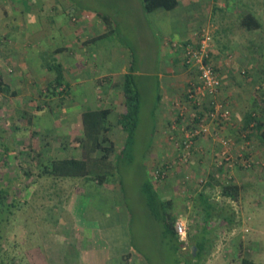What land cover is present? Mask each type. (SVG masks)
I'll list each match as a JSON object with an SVG mask.
<instances>
[{
	"label": "crops",
	"instance_id": "1",
	"mask_svg": "<svg viewBox=\"0 0 264 264\" xmlns=\"http://www.w3.org/2000/svg\"><path fill=\"white\" fill-rule=\"evenodd\" d=\"M53 1L43 2L39 14L44 13L47 5L54 7ZM138 1L135 6L125 8L136 9L139 21L134 29L124 15L115 21L94 11L74 15L63 28L64 38L69 42L56 48L52 56L37 39L43 29L41 17L36 16L33 20L25 10L27 3L20 5L11 0H0V20L5 21L0 29V75L6 85L0 89V129L5 134L0 137V156H4L6 173L9 169L19 174L18 181L14 182L11 179V182L4 181L3 174L0 185L17 189L19 199L26 202L17 214L22 215V237L24 232L37 237L36 242L32 240L33 245L36 244L32 250L53 251L51 259L60 258L57 255L60 253L66 264H109L111 260L109 244L100 236L94 223L90 220L84 224L80 219L86 208L88 216L90 210L104 216L121 213L115 221L122 227L121 237L128 236L129 215L119 180L99 183L86 177L54 178L43 174L56 158H81L77 139L83 136L82 113L89 108L113 109L112 117L116 120L110 135L116 147L122 146L125 131L117 124V114L125 108V74L134 72L141 101V90L152 91L153 110L148 117L152 132L150 148L153 150L148 154L153 164L161 158L168 159L174 155V149H179L171 140L173 135H181L174 125L179 127L188 122L194 113L193 109L187 118H182L173 103L196 77V71L182 62V45L194 39L201 29H208L213 36L214 60L222 78L219 98L225 100L233 112L231 124L245 128L252 106L257 103L264 106V0H178L173 9L158 8L151 12L144 9L142 0ZM248 14L256 18L259 26L253 27V22L250 27L245 24L244 18ZM110 27L124 38L132 37L137 44V57L133 50L123 46L103 44L99 49L94 48L96 41L108 38ZM156 42L157 57L154 52ZM42 60L44 65L40 67ZM56 65L63 68L65 85L54 88ZM50 70L53 71L51 76L47 73ZM63 88L66 92L60 94L58 91ZM53 89L58 93H51ZM66 98L69 100L67 106ZM70 98L75 99L71 101ZM59 105L64 111L55 115L53 108ZM231 124L221 128L212 126L209 134L198 139L194 152L198 160L191 166H178L163 178L156 177L155 164L149 169V178L163 200L173 201L172 208L178 218L186 220L192 208L199 213L201 222L198 220L200 225L195 227L194 234L207 226L214 234H218L220 228L227 230L225 225L218 226L216 219L205 223L201 207H198L204 195L232 205L239 221L227 230L233 243L224 258L209 259L208 264H241L247 245L253 251L248 257L264 259V173L240 171V166L231 179L240 186V195L237 200L227 199L220 194L225 169L219 168L217 163L216 173L208 174V187L197 189L198 175L210 169L208 158L213 156L208 154L217 155L218 162V136L238 135L239 130ZM242 135L239 133V139H243ZM67 141L71 142L70 146ZM165 166V163H158L159 169ZM171 172H175L174 176ZM176 172L194 178L186 182L187 191L183 196ZM82 186L91 190L79 189ZM29 210L36 212L28 214ZM47 230H52L51 239H47ZM39 242L42 247L37 245ZM36 256H26L27 262L33 264L29 258L32 260Z\"/></svg>",
	"mask_w": 264,
	"mask_h": 264
},
{
	"label": "rangeland",
	"instance_id": "2",
	"mask_svg": "<svg viewBox=\"0 0 264 264\" xmlns=\"http://www.w3.org/2000/svg\"><path fill=\"white\" fill-rule=\"evenodd\" d=\"M10 1V0H9ZM12 3H18L20 5H23V3H27L25 6V10H27V14L33 17V20L36 19V16L41 17V21L43 22V29L38 33L37 39L41 41V47L43 49L47 50V54L52 55L54 54V50L60 46H62L64 43H68V41L65 40L64 31L63 28L69 23V20L72 21V18L74 15H79L82 12L88 11L91 13L94 11V13L107 15L111 21H115V19H119L122 15L125 16V18L129 19L130 26L134 29L135 24L137 21H139V17L136 15V9L135 7L131 9H125L127 6H135L139 1L138 0H55L53 3L56 5L52 7L51 5H47L44 13L39 14V10L41 5L46 2H50L52 0H11ZM18 1V2H17ZM10 3V2H9ZM53 8V9H52ZM24 9V7H23ZM42 15V16H41ZM3 20V19H2ZM0 20V29L1 26H4L5 21ZM23 20V19H22ZM55 21L52 23V21ZM70 21V22H71ZM115 25V24H114ZM111 29V30H110ZM113 29V30H112ZM108 38L102 39L96 41V44L94 45L95 49H99L100 46H103V44H111V46H119V47H127L131 50H133V55L137 57V44L133 42L132 37L129 36L128 38H124L122 35L118 34L117 31L114 30V27H110L108 29ZM34 40V39H33ZM157 44L155 43L154 46V52L156 57L158 56V50H157ZM153 54V53H152ZM138 64V61L136 62V65ZM35 66H38L37 63L34 64ZM40 67L44 65V61L42 60L39 62ZM42 68H45L42 67ZM48 75H52L53 71H47ZM148 84H151L149 82ZM254 89V88H253ZM258 90V89H255ZM142 91V111H141V122L137 131V134L135 136L133 144L119 157V154L121 153L123 147L125 146V143L127 141V133H124V141H122V146L118 145L116 147V154L118 155L116 159L118 160L119 164V172L115 178L112 180H121L122 186H123V199L127 205V214L129 215L128 221L130 222L128 227V236H122V227L120 225H117V222L115 221L120 215L122 214L118 213L116 216L115 214H109L107 216L101 215L100 213H96L93 210L89 211L88 216V208L81 212L82 217L81 220L84 221V224L89 223L90 220L94 223L96 226L100 236L103 238V240L108 242L109 244V254L111 260L109 261V264H208L209 259H215V258H224V254H227L228 249L230 245L233 243V237H231L227 230H223L222 228L218 229V234L216 236V240H214V252H212V255H204L202 258H194L190 255L183 254L184 252L180 250L176 253L173 249V244L175 241L173 240L171 234L167 231L166 226L164 224V221H161L160 218L157 217L154 211H152L151 208H149L147 201L145 199L144 191H143V185L147 178H149L150 173V167L153 166V170L156 171L160 168L158 167V163H165L166 165L170 166L169 171L174 170L176 167L181 166L182 168L191 166L194 161L196 162L198 160L197 154L193 153V155L189 158V161L186 164H183L179 159L178 151L180 149H174V155L169 156L168 159H160L159 161L155 162L154 164L152 161H150L151 155L148 154L150 151L152 152L153 149L150 148L152 144V132H151V122L149 119V113L153 110V99H152V91H148L145 93V91ZM260 91V90H259ZM264 92V89L262 90ZM261 91V92H262ZM72 99L75 98H70ZM69 100L66 98V106L68 104ZM252 112L256 114V117H258L260 120L264 122V106L257 103L256 105L252 106ZM54 114L58 115L62 113L64 110H62V106L59 105V107L53 108ZM234 116H232L233 120ZM20 119V118H19ZM116 120V117H112L111 123H112V130L114 126V121ZM235 128L237 131V136L230 137L235 142V152L239 153L242 152L241 146L245 145L246 151L249 152V155L253 157V164L250 167L240 166L236 165L233 166L231 170L225 169L224 175L225 181L229 179V175L234 179L235 173L238 171V169L241 171H247V170H258L260 173H264V146L261 145L259 141V137L257 135V131H255L251 127L241 128L243 125H240L241 127H238L234 125V123L231 124V126ZM239 133L242 135L243 133H248L249 137L246 138L248 142L245 141V139H239ZM111 134V132H110ZM117 136V135H116ZM223 135H219L218 138H220ZM0 137H5L4 132L0 129ZM228 137V136H227ZM238 138V139H237ZM173 140V139H171ZM174 141V140H173ZM120 142V141H119ZM121 143V142H120ZM71 142L67 141V145L70 146ZM176 148V147H175ZM119 153V154H118ZM208 155H211V159L208 158V165L210 169H207V171H203L197 179V189L204 190L205 187H208V179L209 175L211 173H216L217 171V161L215 157L217 155L210 153ZM258 155V158L257 156ZM1 164H0V180L3 177V174L5 175L4 181H8L9 179L14 181H18V171H10L8 169L7 173L4 171V156H0ZM115 158V154L111 155V159L113 160ZM157 165V166H156ZM184 166V167H183ZM261 168V169H259ZM170 172H168L169 174ZM175 172H171L172 176H174ZM176 180L178 184L180 185V191L181 195L183 196V192L187 191V184L186 182H189V180H193L194 178L189 177L188 178L184 175V173L180 174V172H176L175 174ZM80 177H77V179ZM160 179V178H158ZM165 179V178H164ZM200 179H203V181H200ZM11 180H9L11 182ZM160 181V180H159ZM180 182V183H179ZM184 182V183H183ZM90 184H93L91 182ZM79 189L83 191H90L91 189L86 190V186H82ZM207 189V188H206ZM187 193V192H186ZM214 194V193H213ZM216 196V195H214ZM162 197V196H161ZM192 201V199H190ZM107 206V202L105 203ZM203 201L201 200L198 204V207L202 208ZM29 209V208H28ZM121 211L124 212L123 209ZM120 211V212H121ZM190 214L186 218V221L188 222L189 231L191 234H194L195 227L197 228L199 222H201L200 215L198 212H196L195 208L190 209ZM36 212L35 210L33 212H30L28 214H32ZM35 214V213H34ZM178 215V214H177ZM24 218V217H23ZM199 218V219H198ZM26 219V218H25ZM199 220V222H198ZM31 221V220H29ZM18 226L20 225L19 219L14 222ZM16 227L14 229V236L12 237L14 240H17L19 242L18 250H22V252L26 256H31L37 254L36 258L32 259L29 258V260L33 264H66L67 262L62 259L60 253L57 254L60 256L58 259H51L52 252H46L45 250L39 251L38 249L34 248L32 250L33 245L32 240H35L37 237L34 235L27 234V232H24V238L22 237L23 231L20 232V227ZM29 230V229H27ZM46 235L48 236L47 239H51L50 232L52 230L45 231ZM39 236V234H38ZM54 236V235H53ZM40 237V236H39ZM121 239V241L117 242L115 240ZM9 245L8 243L6 244ZM37 245H41L39 242ZM191 245V242H190ZM248 247V245H247ZM245 248L246 251L244 252L245 256H250L253 251L249 250L248 248ZM190 247H188L189 249ZM240 248V246H239ZM187 249V250H188ZM36 250V251H35ZM225 250V251H224ZM227 251V252H226ZM186 252V251H185ZM251 252V253H250ZM122 254V255H120ZM250 254V255H249ZM50 255L48 258L47 256ZM119 256L117 258L116 256ZM242 255V254H241ZM237 259V257H235ZM257 261L258 263L264 264V259L258 260L256 257H252ZM62 259V260H60ZM27 258L23 264H29V261L27 262Z\"/></svg>",
	"mask_w": 264,
	"mask_h": 264
},
{
	"label": "trees",
	"instance_id": "3",
	"mask_svg": "<svg viewBox=\"0 0 264 264\" xmlns=\"http://www.w3.org/2000/svg\"><path fill=\"white\" fill-rule=\"evenodd\" d=\"M142 1L144 9L147 12L158 8L173 9L178 5V0ZM244 22L249 27L252 26L251 22H253V27L259 26V22L252 14L246 15ZM54 69L56 71V78L53 83L54 88L65 85L63 68L60 65H56ZM5 87L6 85L0 75V89L2 90ZM50 92L62 94L66 91L63 88L62 91L56 92L53 89ZM123 92L125 95V108L117 114V124L127 133V141L121 153H118L119 157L133 144L139 126L142 101L141 93L137 88L136 76L132 70L124 76ZM112 112L113 109L109 107L84 110L82 113L83 136L77 139L82 150L81 158H56L46 167L43 174L53 176L54 178L86 177L95 181L97 180L99 183L117 181L112 180L119 172L117 160L119 157L116 159L118 156L116 154V145L110 135ZM247 127H251L257 131L259 141L264 146V122L256 117L254 112L249 114L245 128L248 129ZM192 152H195V147L192 149ZM112 154H115L113 160L111 159ZM238 165L243 167L242 164ZM219 168L223 169L222 166H219ZM220 187L222 197L232 200L238 199L240 195V186L238 184L232 180H228L220 183ZM16 190L11 186L0 185V264H23L26 259V255L23 252L20 253V250H18L19 242L12 238L14 235L12 233H14V229L18 226L14 222L18 219L20 222V216L22 217V215L18 216L17 213L26 205V202L19 199ZM143 191L149 208L155 212L161 221H164L167 231L175 241L172 247L176 253L180 250V253L183 251V254L187 253L196 259L202 258L204 255L209 256L212 253L214 240H216L217 236V234L213 233L214 230L208 229L207 226L198 234L189 233L188 242L181 241L175 230L178 217L172 208L173 201L163 200L150 178L146 179ZM210 197L209 195L203 196L201 212H203L205 223L208 224L212 219H216L215 221H217L218 226L225 225L224 227L227 230H231L239 223L235 217L232 205L229 202H216ZM189 242H191V245ZM7 243L9 244L8 246L6 245ZM188 245L190 248L185 252L183 249ZM193 246L196 247L195 253L192 250ZM241 264L261 263L245 256L241 258Z\"/></svg>",
	"mask_w": 264,
	"mask_h": 264
},
{
	"label": "built area",
	"instance_id": "4",
	"mask_svg": "<svg viewBox=\"0 0 264 264\" xmlns=\"http://www.w3.org/2000/svg\"><path fill=\"white\" fill-rule=\"evenodd\" d=\"M178 46V43L176 44ZM182 62L185 66L196 71L193 78L185 87L182 96L174 100V107L182 118H187L189 112L194 109L190 120L185 121L179 127L175 124L181 135H173L172 139L179 147L178 159L186 164L193 155L200 137L207 135L211 127H223L231 124L233 112L226 101L219 98L222 88V78L218 73L214 60L213 36L211 32L203 28L194 39H190L182 45ZM248 142L247 133L242 135ZM220 148L218 151V165L231 170L233 166L242 164L250 167L253 164V157L246 151L245 145L241 146L242 152H235V142L227 136L219 138ZM170 166H165L156 171V177H165ZM232 177L229 175V179ZM203 181V180H201ZM175 230L181 241L188 242V222L178 218Z\"/></svg>",
	"mask_w": 264,
	"mask_h": 264
},
{
	"label": "water",
	"instance_id": "5",
	"mask_svg": "<svg viewBox=\"0 0 264 264\" xmlns=\"http://www.w3.org/2000/svg\"><path fill=\"white\" fill-rule=\"evenodd\" d=\"M192 250H193V251H194V253H195L196 247H195V246H193V247H192Z\"/></svg>",
	"mask_w": 264,
	"mask_h": 264
}]
</instances>
